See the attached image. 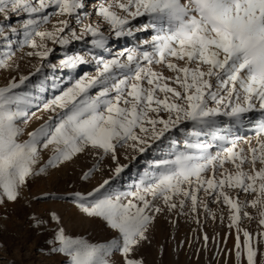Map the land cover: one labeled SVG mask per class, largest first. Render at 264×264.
Instances as JSON below:
<instances>
[{
	"label": "snow or ice",
	"instance_id": "obj_1",
	"mask_svg": "<svg viewBox=\"0 0 264 264\" xmlns=\"http://www.w3.org/2000/svg\"><path fill=\"white\" fill-rule=\"evenodd\" d=\"M85 8L86 0H0L5 19L10 14L26 17L19 31L10 27L9 32L22 37L18 48L31 49L26 55L38 61L33 72L0 85V203L15 201L29 178L91 150L98 162L110 157L115 167L90 191L70 193L71 203L116 235L93 243L58 228L48 243L67 264H113L116 253L123 264H143L130 255L148 241L155 214L184 215L187 208L215 220L211 205L220 208L221 222L225 214L220 206L227 207V227L235 231L227 254L234 253L241 264H264V0H99L93 5L94 23L82 22ZM92 14L84 12V17ZM137 33H150V38L120 52L108 51V58L100 54L110 37ZM0 39L6 49L0 52V69H9L15 52L4 27ZM74 41L90 45L94 74L80 72L89 61L70 52ZM57 45L66 50L60 69L77 75L44 100L40 94L49 77L36 83L32 77L45 67L55 72L49 57ZM52 81L55 89L60 78ZM34 107L54 116L20 141L19 122H26ZM246 125L254 135H231L233 128ZM173 130L183 134L180 150L170 135ZM166 140L171 150L150 162L133 186L112 187L128 168L119 163L118 149L144 154ZM49 148L46 162L35 169L40 150ZM98 171L96 163L80 179L88 181ZM245 219L257 222L256 233L241 228ZM51 220L60 223L55 213ZM207 240L205 235V244Z\"/></svg>",
	"mask_w": 264,
	"mask_h": 264
},
{
	"label": "rangeland",
	"instance_id": "obj_2",
	"mask_svg": "<svg viewBox=\"0 0 264 264\" xmlns=\"http://www.w3.org/2000/svg\"><path fill=\"white\" fill-rule=\"evenodd\" d=\"M97 3L99 0H86V8L81 11L83 23L96 21L93 5ZM84 12H92L93 14L85 18ZM24 18L26 17L23 14L20 16L10 14L8 19L0 15V27H4L8 40L13 42L11 50L15 52L10 61L12 67L0 69V85L7 83L13 77L18 79L20 75H28L34 71L33 66L38 63L36 58H30L26 55L31 49L26 46L23 49L18 48L16 41L22 37L9 32L10 27H16L19 31V26ZM52 19L55 22L56 18L53 17ZM71 23L79 32V26L75 24L74 19ZM45 27L50 28L51 24L45 25ZM101 29L105 35L109 34L107 26L102 24ZM148 38H150V33H137L134 37L119 40L110 37L107 50L100 54L108 58V51L120 52L125 48L135 47L140 44V41ZM85 39L90 38L86 37ZM4 44L5 41L0 39V52L6 50L3 47ZM49 46L53 47L51 44ZM89 47L90 45L83 41H74L69 46V50L84 55L85 59L89 61V64L80 69V72L88 71L94 74L95 61L91 54H87ZM54 48L55 51L50 55L49 61L56 65L55 72L45 67L42 74L32 77L33 83L44 76L49 77L46 82L47 90L40 94L44 100L59 94L60 91L69 86L68 82L77 75L60 69L59 60L66 50L58 45ZM165 75H170V73L165 70ZM53 76L60 78L55 89L52 87ZM50 115L54 116V113L41 111L36 107L32 108L26 122H19L22 129L19 140L27 139V133L37 128ZM256 115L258 116V114ZM219 119L226 121V118L223 117ZM250 127V125H246L242 128H233L231 135H254L250 131ZM170 135L177 141L176 150L182 149L183 134L173 130ZM201 139L206 140L207 137H201ZM157 144V148L150 149L144 154L134 153L130 149H118L119 163L128 165V168L113 182L112 187L128 190L138 181L144 170L149 168L150 162L163 158L165 153L172 148L167 140L163 143L157 142ZM50 154L51 148L41 149L38 163L34 168L38 169L44 164ZM125 156L128 159H125ZM133 156L137 157L136 160L132 159ZM96 163H99L100 171L93 173L88 181L81 180L82 174ZM114 167L110 157L98 162L96 156L89 150L78 154L71 161L56 169H49L40 176L29 178L26 186L20 189V195L15 201H8L5 198L3 203H0V264H67V258L62 254L51 252L52 245L48 243L60 227L65 230L66 234L74 237L79 236L93 243H103L114 238L116 234L103 226L99 220L84 217L71 203L69 195L76 191L84 193L90 191L108 178L111 175L110 169ZM243 198L241 195V199ZM161 207L163 206L161 205ZM220 207L223 208L225 214L223 222L219 219L220 208L217 205H211L217 215L215 220L210 217L206 218L202 211L197 217L189 213L187 208L184 215L167 210L155 214L156 218L147 233L148 241L136 247L130 258L140 259L143 264H241L236 260L234 253L227 254L228 249H232L234 246L235 231H230L227 227V207L223 205ZM247 211L255 215L252 209L249 208ZM52 213L60 218L59 224L51 220ZM197 219H199V223H197ZM37 220L41 223L37 224ZM240 226L251 233H256L258 230L255 220L248 221L245 219ZM205 235L208 237L206 244ZM225 236H227L226 243ZM112 261L113 264H123V257L116 253L112 257ZM243 264H246V261Z\"/></svg>",
	"mask_w": 264,
	"mask_h": 264
},
{
	"label": "bare ground",
	"instance_id": "obj_3",
	"mask_svg": "<svg viewBox=\"0 0 264 264\" xmlns=\"http://www.w3.org/2000/svg\"><path fill=\"white\" fill-rule=\"evenodd\" d=\"M124 39V38H123ZM122 44V43H121ZM104 52V51H103ZM102 53V52H101Z\"/></svg>",
	"mask_w": 264,
	"mask_h": 264
}]
</instances>
